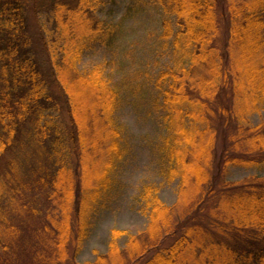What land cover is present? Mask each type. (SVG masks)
Listing matches in <instances>:
<instances>
[{"label": "trees", "instance_id": "1", "mask_svg": "<svg viewBox=\"0 0 264 264\" xmlns=\"http://www.w3.org/2000/svg\"><path fill=\"white\" fill-rule=\"evenodd\" d=\"M130 1L115 23L97 15L105 0H0V264L30 255L22 245L34 228L42 248L32 264H78V250L69 259L67 245L86 238L107 188L124 91L100 65L81 73L77 63L92 46L109 44L133 8L148 5L165 14L163 38L175 48L173 65L156 79L165 175L179 178L180 194L188 180L196 192L173 216L157 187L142 186L150 219L142 238L122 249L112 243L81 264H264V174L225 178L230 166L264 171V119L248 123L264 105V0ZM25 145L39 150L36 164L12 153L1 165L8 150ZM165 238L173 240L163 246Z\"/></svg>", "mask_w": 264, "mask_h": 264}, {"label": "rangeland", "instance_id": "2", "mask_svg": "<svg viewBox=\"0 0 264 264\" xmlns=\"http://www.w3.org/2000/svg\"><path fill=\"white\" fill-rule=\"evenodd\" d=\"M129 2L131 1L105 0L104 4L96 9L97 15L107 22L117 23ZM144 7L139 10L133 8L129 15L114 27L115 33L109 44L102 42L92 46L77 63V69L81 73L100 65L108 83L124 91V98L120 100L114 113L113 124L118 127L120 136L115 147L118 157L113 159L106 175L107 188L96 199L97 202L91 210L86 238L75 246L73 242L67 245L69 259L71 253L78 250L74 256L78 264L93 261L97 255L107 253L112 243L113 247L117 244L122 249L128 240L134 237L142 238L141 234L148 228L150 221L147 213H144V202L139 198L142 186L157 187L159 202L164 206H173L174 209H171L173 216L181 213L182 207L192 201L196 192L195 184L188 180L185 191L180 194L179 178L170 180L165 175L160 144L165 128L160 123L162 110L159 111L156 106L158 97L156 79L159 78L161 71L173 65L175 48L172 38H163L162 19L165 14L162 10L155 5ZM84 85L91 88L88 84ZM71 89L74 91L75 87ZM52 93L57 97L58 92L55 89ZM77 94H75L77 100L81 101L82 105L93 107L92 102L87 99L81 100ZM56 116L62 125L68 126L67 114L57 110L54 117ZM262 119H264V105L259 112L249 115L248 123L256 124ZM220 145L219 141L217 147ZM67 147L74 148L75 145L68 143ZM10 151L8 150L3 155L5 158L1 160V165L5 168L11 161L12 153L24 160L27 158L29 166L36 164L39 157V150L29 145H25L22 151L19 148L17 152L12 150L13 152L10 153ZM72 165L79 168L78 162ZM25 166H28L27 162ZM256 174L262 175L264 171L255 167L230 166L225 178L240 180ZM26 195L31 198L34 196V190ZM39 200L42 198L36 197V207L46 208L48 203L46 199L43 198V204ZM73 224L75 225L71 222V225ZM153 229L156 231L159 226L156 225ZM36 233V228L28 229L24 233L28 240L25 239L23 245L18 243L27 251L26 253L30 254L19 259V264H30L28 259L34 257L33 251L36 250V246L37 251L42 248L41 236ZM172 240L165 238L163 246Z\"/></svg>", "mask_w": 264, "mask_h": 264}]
</instances>
